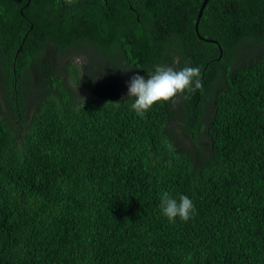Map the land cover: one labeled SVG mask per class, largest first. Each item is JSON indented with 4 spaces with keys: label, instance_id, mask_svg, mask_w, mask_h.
<instances>
[{
    "label": "trees",
    "instance_id": "obj_1",
    "mask_svg": "<svg viewBox=\"0 0 264 264\" xmlns=\"http://www.w3.org/2000/svg\"><path fill=\"white\" fill-rule=\"evenodd\" d=\"M58 1L0 0V264H264V0H208L198 33L203 0ZM86 31L54 76L40 50ZM158 64L203 87L139 116L129 81Z\"/></svg>",
    "mask_w": 264,
    "mask_h": 264
},
{
    "label": "clouds",
    "instance_id": "obj_2",
    "mask_svg": "<svg viewBox=\"0 0 264 264\" xmlns=\"http://www.w3.org/2000/svg\"><path fill=\"white\" fill-rule=\"evenodd\" d=\"M77 62H82L77 58ZM174 63H179L177 58ZM203 87L199 67L185 66L176 70L168 65H155L154 71L147 78L139 74L133 75L129 81L128 97H135L131 104L137 115L143 116L155 103L173 101L177 94L186 90L194 92ZM160 208L170 222L176 218L188 221L195 214V205L186 195H180L179 200L169 192L160 195Z\"/></svg>",
    "mask_w": 264,
    "mask_h": 264
},
{
    "label": "flooded vegetation",
    "instance_id": "obj_3",
    "mask_svg": "<svg viewBox=\"0 0 264 264\" xmlns=\"http://www.w3.org/2000/svg\"><path fill=\"white\" fill-rule=\"evenodd\" d=\"M84 1L85 2H81V6L78 9L81 11L85 10V11H88L91 13L95 12L96 16L97 15L102 16L105 8L107 9L109 7L107 4H105L104 6L99 5L100 0H89L90 3L87 2L86 0H84ZM57 2H58V4H61L58 0H57ZM92 2H94L95 4H91ZM94 6H95V8H93ZM57 7H60L61 10L63 11V13H60V15H62L63 17L68 16V11H71L73 13L76 11V7L73 5V3L66 6V7H63V6H57ZM90 22L93 23L94 27L99 26L97 19H92ZM82 23H86V22L84 21ZM70 34H69V36H70ZM72 35H75V33H73ZM80 35H79L80 37L77 39V41L72 45L69 44L67 51H64L63 53H60V51H56L54 45L52 46V44L49 47L46 46L44 48L45 50H43V49L40 50V53L42 54V56L45 60L51 54L50 55V58L52 60L51 63L54 66V69H52L51 72L53 73L54 76L58 73V69H59V68H56V66H61L62 64H64L65 60L70 61V58L77 60V58L79 57V58L83 59V61L86 63L87 60L89 59V55L92 53V49H93L92 44H90V41H91L90 36L87 33V31L84 32V35L82 33H80ZM57 52H59V54ZM73 52H76L77 54H73ZM57 55L61 56L62 59H59L57 62H54V59L57 57ZM115 86H116V84H115Z\"/></svg>",
    "mask_w": 264,
    "mask_h": 264
},
{
    "label": "water",
    "instance_id": "obj_4",
    "mask_svg": "<svg viewBox=\"0 0 264 264\" xmlns=\"http://www.w3.org/2000/svg\"><path fill=\"white\" fill-rule=\"evenodd\" d=\"M207 1L208 0H203L202 1L201 5L199 7V10H198L197 16H196V20H195V23H194V29H195V32H197V33H198V23H199V19H200L201 15H202L203 8L205 7ZM205 40L206 41H209V42H217L214 39H205Z\"/></svg>",
    "mask_w": 264,
    "mask_h": 264
},
{
    "label": "rangeland",
    "instance_id": "obj_5",
    "mask_svg": "<svg viewBox=\"0 0 264 264\" xmlns=\"http://www.w3.org/2000/svg\"><path fill=\"white\" fill-rule=\"evenodd\" d=\"M83 61V60H82Z\"/></svg>",
    "mask_w": 264,
    "mask_h": 264
}]
</instances>
